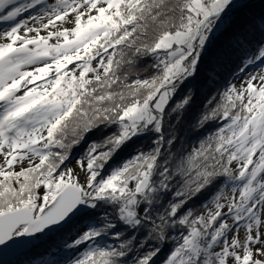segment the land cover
I'll use <instances>...</instances> for the list:
<instances>
[{
	"label": "snow or ice",
	"instance_id": "obj_1",
	"mask_svg": "<svg viewBox=\"0 0 264 264\" xmlns=\"http://www.w3.org/2000/svg\"><path fill=\"white\" fill-rule=\"evenodd\" d=\"M9 247L27 264H264V0H0Z\"/></svg>",
	"mask_w": 264,
	"mask_h": 264
},
{
	"label": "trees",
	"instance_id": "obj_2",
	"mask_svg": "<svg viewBox=\"0 0 264 264\" xmlns=\"http://www.w3.org/2000/svg\"><path fill=\"white\" fill-rule=\"evenodd\" d=\"M234 67L235 65H229L228 71L224 73V76L226 77V79H218L216 83H209L202 89V92L197 97L193 107L184 114V119L181 122V126L183 128H187L191 123H193L196 120V118L200 115L201 112L206 110V108L208 107L209 99H211L212 97H218L219 93H221L225 89L227 83L233 82L235 76L230 75L229 73L232 71ZM236 74L238 75V73ZM194 140H195L194 135L188 134L186 137V140L184 141V147L185 148L189 147V142H194ZM150 144H151V141L148 138L137 139L135 141V144L131 146L123 155L127 156L131 154L135 150L136 146H143L145 149H147ZM176 147L179 148L180 145H177ZM203 199L204 197H201V200ZM199 203L200 201H196V204H199ZM161 255L163 256V253ZM39 258L40 257L35 254L23 253L20 256H18L15 260L11 261L8 264H27L28 260L39 259Z\"/></svg>",
	"mask_w": 264,
	"mask_h": 264
},
{
	"label": "water",
	"instance_id": "obj_3",
	"mask_svg": "<svg viewBox=\"0 0 264 264\" xmlns=\"http://www.w3.org/2000/svg\"><path fill=\"white\" fill-rule=\"evenodd\" d=\"M23 253V249L17 247H9L0 252V264H7Z\"/></svg>",
	"mask_w": 264,
	"mask_h": 264
},
{
	"label": "rangeland",
	"instance_id": "obj_4",
	"mask_svg": "<svg viewBox=\"0 0 264 264\" xmlns=\"http://www.w3.org/2000/svg\"><path fill=\"white\" fill-rule=\"evenodd\" d=\"M50 2H51V0H50ZM253 69H249V71H252ZM238 73V75H244L245 77L247 76V73H239V72H237ZM233 82H236V79L234 78V80H233Z\"/></svg>",
	"mask_w": 264,
	"mask_h": 264
}]
</instances>
